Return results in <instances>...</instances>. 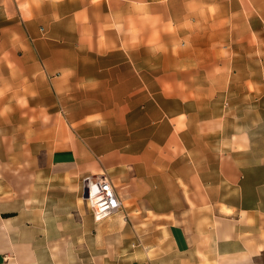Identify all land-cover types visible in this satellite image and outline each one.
<instances>
[{"label":"crops","instance_id":"obj_1","mask_svg":"<svg viewBox=\"0 0 264 264\" xmlns=\"http://www.w3.org/2000/svg\"><path fill=\"white\" fill-rule=\"evenodd\" d=\"M0 264H264V0H0Z\"/></svg>","mask_w":264,"mask_h":264},{"label":"built area","instance_id":"obj_2","mask_svg":"<svg viewBox=\"0 0 264 264\" xmlns=\"http://www.w3.org/2000/svg\"><path fill=\"white\" fill-rule=\"evenodd\" d=\"M82 185V195L94 220H101L121 210V202L107 178L87 176L82 179Z\"/></svg>","mask_w":264,"mask_h":264}]
</instances>
